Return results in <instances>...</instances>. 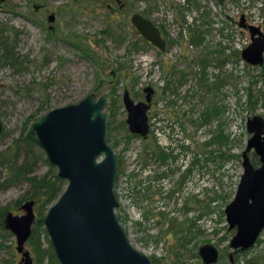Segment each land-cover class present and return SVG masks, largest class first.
Returning <instances> with one entry per match:
<instances>
[{"label": "rangeland", "instance_id": "1", "mask_svg": "<svg viewBox=\"0 0 264 264\" xmlns=\"http://www.w3.org/2000/svg\"><path fill=\"white\" fill-rule=\"evenodd\" d=\"M122 2L123 9L115 0L0 3V41L18 58L15 65L0 64V117L5 126L0 135V209L7 208L5 217L23 215L22 206L32 200L26 180L1 185L14 162L32 165L30 176H58L42 146L26 143L34 123L90 94L107 96L108 141L119 159L116 193L122 207L117 213L132 245L156 264H203L198 251L212 244L221 253L218 264H230L235 230H228L225 209L243 175L242 153L251 138L247 121L264 117V65L243 61L241 53L251 36L240 22L244 16L247 24L264 32V0ZM134 14L159 28L167 42L164 52L141 36L131 21ZM148 86L158 88L159 111L148 116L150 125L157 124L159 144L130 134L122 101L125 90L139 100ZM183 146L188 149L184 156ZM167 150L171 157L166 161L151 156ZM187 182L184 210L171 200ZM57 200L46 207L45 218ZM35 206L33 230L39 219ZM41 243L50 247L48 233ZM26 248L36 264L33 246L28 243ZM236 259V264H264V232L252 252ZM21 261L16 237L0 218V264Z\"/></svg>", "mask_w": 264, "mask_h": 264}, {"label": "water", "instance_id": "2", "mask_svg": "<svg viewBox=\"0 0 264 264\" xmlns=\"http://www.w3.org/2000/svg\"><path fill=\"white\" fill-rule=\"evenodd\" d=\"M49 20L54 22L55 16ZM131 21L149 43L163 52L166 50L167 42L151 20L134 14ZM240 26L251 36V44L241 53L243 61L262 67L264 32L259 26L247 24L244 16ZM152 92L150 86L145 88L146 103H135L129 90L123 95L130 132L145 138L150 130L148 111ZM108 103L107 96L90 94L77 104L50 111L32 127L51 164L57 167L58 178L67 182L44 221L60 264H153L148 255L132 245L117 213L119 160L108 141ZM4 131L0 117V135ZM247 132L251 138L242 153L243 175L235 199L225 209L229 231L235 230L231 248L242 251L254 246L264 230V117L255 115L249 119ZM251 152L259 157V168L253 165ZM35 205L30 200L22 206L25 214L8 213L5 217L6 229L16 237L17 252L22 256L20 264H34L26 245L36 222ZM200 256L205 264H216L220 254L214 245L208 244L200 249Z\"/></svg>", "mask_w": 264, "mask_h": 264}, {"label": "trees", "instance_id": "3", "mask_svg": "<svg viewBox=\"0 0 264 264\" xmlns=\"http://www.w3.org/2000/svg\"><path fill=\"white\" fill-rule=\"evenodd\" d=\"M18 62V58L14 55L10 47L6 46L2 41H0V64L2 65H15ZM250 103L255 105L257 101L253 100V96H250ZM30 142L38 143L36 136L29 131L27 135V142L30 145ZM19 143V141H18ZM47 163L54 167L51 164L50 160H46ZM4 165L0 159V166ZM8 166V165H7ZM32 165L23 164L21 166H17L16 162L7 167V172L10 177L6 179L1 185L6 187L12 183H16L19 180H26L32 186L33 192L30 196V199L34 200L39 205L38 215L39 219L36 223V228L33 230L32 236L29 240V243L33 246L34 252L36 254V264H45L48 261V264H59L52 245L50 243V247L45 249L42 248L41 236L43 234L47 235V231L44 228L45 221V210L46 207L55 202L63 192V181L58 178L57 175L50 177L46 175L42 178L33 175L34 169L30 168ZM22 201L20 202V204ZM7 208L0 209V218L2 220L5 219V212Z\"/></svg>", "mask_w": 264, "mask_h": 264}, {"label": "flooded vegetation", "instance_id": "4", "mask_svg": "<svg viewBox=\"0 0 264 264\" xmlns=\"http://www.w3.org/2000/svg\"><path fill=\"white\" fill-rule=\"evenodd\" d=\"M116 1V3L120 6V8L121 9H123L124 7H125V5H124V3L122 2V0H121V3H118L117 2V0H115ZM4 2V1H3ZM39 8V7H38ZM51 16H49L48 17V20H49V18H50ZM49 22H50V20H49ZM55 22V21H54ZM50 23H53V22H50ZM39 24V23H38ZM40 25V24H39ZM50 28H52V27H50ZM161 32V31H160ZM162 35V34H161ZM155 47V46H154ZM156 49H158L157 47H155ZM167 48V47H166ZM159 50V49H158ZM151 87V86H150ZM152 89H153V92H152V96H151V102H150V110L148 111V113L149 112H152V111H154V115H156V113L159 111V109H158V102H159V98H158V88H155V87H151ZM131 97H132V99L135 101V103H146L147 101H146V97H147V94L145 93V89L143 90V98H141V99H139V100H136L132 95H131ZM122 101H123V99H122ZM123 104H124V102H123ZM125 106V105H124ZM172 110V109H171ZM172 111H175V110H172ZM127 118H128V112H127ZM126 122H127V120H126ZM158 121H157V116H155L153 119H152V123H157ZM128 125V124H127ZM149 125H150V123H149ZM154 127V128H153ZM128 129H129V126H128ZM155 129V130H154ZM158 129H157V124H156V126H153V125H150V130H149V133H148V136L145 138V137H142L141 135H138V134H133V133H131L130 132V129H129V132H130V134L132 135V136H136L137 138H141V139H143V140H147L149 137H151V139H152V141L155 143V144H159V140H158ZM183 149L181 150V155L182 156H184V155H186L187 154V152H186V150H188L187 149V147H182ZM168 149V148H167ZM169 150H167V152H165V151H156V152H154L153 151V154H151V156H154V158L156 159V160H158V161H160L161 162V160L162 161H166V160H168L170 157H171V154H169ZM176 155V154H175ZM250 158H251V161H252V163H253V165L256 167V168H259L260 166H261V163H260V159H259V157L255 154V152H251L250 153ZM119 160V159H118ZM185 170H187V173H188V169L186 168ZM148 173H146V175H147ZM188 180V179H187ZM63 181V180H62ZM187 185H185V183H182V186H180V187H182L181 188V192L180 193H177L176 195V197H174V199H172L171 200V203H172V205H174V206H176V207H179L180 209H186V198L184 197L185 196V194H187L186 196H188V194H189V189H190V185H189V183L187 182L186 183ZM185 185V186H184ZM179 187V188H180ZM167 189H169V186H167L166 187ZM199 191V193H200V189L198 190ZM174 192H172V194H173ZM119 199V198H118ZM120 202V201H119ZM180 202H181V205H180ZM168 204H170V203H168ZM122 207V204H121V202H120V208ZM35 208H36V206H35ZM137 209V208H136ZM144 209H146V208H144ZM36 213V212H35ZM36 217H37V214H36ZM122 218V220H123V217H121ZM228 225V224H227ZM33 230V229H32ZM228 230H229V227H228ZM231 232V231H230ZM263 232H264V230H263ZM262 232V233H263ZM32 233H33V231H32ZM261 233V234H262ZM32 236V235H31ZM31 238V237H30ZM233 238V237H232ZM260 238H261V235L259 236V238L257 239V241H256V243H255V245L254 246H252L250 249H248V250H246V251H242V250H233L232 248H231V242H232V240H230V243H229V247H230V249H231V253L229 254V260H230V264H236V261H237V259H236V256H239L240 254H244V253H247V252H252L257 246H258V244H259V242H260ZM28 243H29V241H28ZM27 243V244H28ZM206 245H208V244H206ZM209 245H212V244H209ZM204 246V245H203ZM203 246H201L200 247V249L203 247ZM216 247V246H215ZM217 248V247H216ZM200 249H199V251H198V255H199V257L201 258V256H200ZM218 249V248H217ZM219 250V249H218ZM219 254H220V257H219V261H220V259H221V253H220V251H219ZM56 256V255H55ZM232 257V258H231ZM57 259V258H56ZM201 260H202V263L203 264H205L204 263V261H203V259L201 258ZM58 261V260H57ZM219 261L216 263V264H218L219 263ZM153 262V264H156L155 263V261L153 260L152 261ZM59 263V262H58ZM60 264V263H59ZM251 264H260V263H251Z\"/></svg>", "mask_w": 264, "mask_h": 264}, {"label": "built area", "instance_id": "5", "mask_svg": "<svg viewBox=\"0 0 264 264\" xmlns=\"http://www.w3.org/2000/svg\"><path fill=\"white\" fill-rule=\"evenodd\" d=\"M187 195V194H186ZM180 205H181V202H180Z\"/></svg>", "mask_w": 264, "mask_h": 264}]
</instances>
